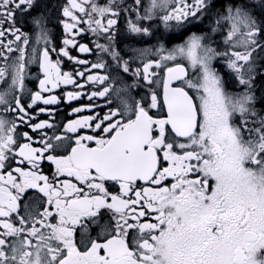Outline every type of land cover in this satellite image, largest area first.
I'll use <instances>...</instances> for the list:
<instances>
[{
  "label": "snow or ice",
  "instance_id": "6c2138e0",
  "mask_svg": "<svg viewBox=\"0 0 264 264\" xmlns=\"http://www.w3.org/2000/svg\"><path fill=\"white\" fill-rule=\"evenodd\" d=\"M35 4L0 0V106L12 114L0 116V264H264V104L255 91L257 75L264 74L258 72L264 68V0L260 12L240 0L218 16L217 25L223 20L229 26L225 51L193 33L171 49L161 44L140 50L135 69L115 46L122 12L135 13L136 21L162 12L165 28L173 21L183 27L210 0H133L131 6L124 0H65L59 55L88 64L66 49L77 46V34L91 32L107 41L96 48L111 57L115 76L93 74L110 67L103 56L84 70L62 71L61 60L50 56L42 15L33 17L38 35L26 60L29 38L17 17ZM136 21L127 22L130 34H151ZM151 55L158 59H146ZM222 56L241 91L230 92L213 68ZM30 63L42 78L25 104L17 93L26 91ZM89 84L102 87L67 91V101L87 95L113 104V93L118 104L102 116L70 120L52 136L43 130L53 123L30 115L38 103H61L55 90L62 85L83 90ZM133 88L147 91L136 99ZM23 124L40 140L21 133ZM81 129L91 134L67 135ZM44 161L54 166L51 178L42 171Z\"/></svg>",
  "mask_w": 264,
  "mask_h": 264
},
{
  "label": "flooded vegetation",
  "instance_id": "af4514ba",
  "mask_svg": "<svg viewBox=\"0 0 264 264\" xmlns=\"http://www.w3.org/2000/svg\"><path fill=\"white\" fill-rule=\"evenodd\" d=\"M98 3L104 4L107 0H97ZM126 4L129 6L132 5L133 0H124ZM149 0H143V3L146 5ZM239 3L240 0H210V6L206 9L203 14H198L199 18H189L192 22L189 23L185 21L183 27H177L175 22H169L171 27L165 28L163 21L160 17L163 15L162 12H159L152 20H143L136 21V14L132 12H122L121 17L116 26L117 32L115 37V46L116 49L121 53L124 59L130 60L132 68L135 69L138 65H140V60L136 58V54L140 50L144 49H156L161 44L164 45L165 48L171 49L176 45L184 43L185 40L188 39L193 33L198 35H205L210 38V43L213 48H216L217 51L223 52L229 48L227 44H225V39L227 36V32L229 30L228 24L221 20L220 24H216V20L218 16L225 13L228 6L232 3ZM65 3V0H36V4L34 7L27 13H20L17 17L19 23L18 27L21 28L23 32L29 38V44L26 47V60L31 56L32 47L35 46L36 37L38 35V28L33 24V17L37 15H42L45 19V26L48 32L50 43L47 45L49 48L50 56L53 61L59 59L61 60V70L65 72H75L76 70H84L90 66L91 63L96 62L99 56H103L104 60L110 67L104 70H92L93 74H111L115 76L116 65L111 61V57L106 54L100 53L99 49L96 48V43H107L106 40L102 38H97L91 32H82L75 36V40L77 42V46H67V51L69 55L76 59L86 60L89 63L80 65L76 64L74 60H69L68 57L59 55V50L61 48H65L63 44V40L66 37V34L63 29V24L61 21L65 19L62 16L61 7ZM244 3L254 4L256 8L254 9L257 12L261 11L260 0H244ZM142 14V10H141ZM131 19L136 21L137 23L143 24L144 27H149L150 35L143 34H130L127 30V22ZM86 29L87 25H83ZM216 28L215 32H212V28ZM9 39H13V37H9ZM83 44L87 46L90 51L89 52H80L78 45ZM45 45L41 43L39 48L42 50ZM56 49V51H52V49ZM15 55V54H13ZM146 59H158L157 56L151 55L146 57ZM227 57L222 56L218 57L213 61V68H215L218 74L224 80L227 89L230 92H238L242 90V86H239L236 79L235 74L228 68L227 66ZM170 64L172 62H169ZM162 71V70H158ZM191 72V69H189ZM259 73H264V68L258 69ZM88 73H86L87 75ZM42 78V73L39 70V67L36 63H30L26 70V78H25V89L26 91L18 95H22L23 102L25 104L30 102L29 94L35 91H39V82L37 77ZM123 77L126 79L128 83H132L134 78L128 76V74H123ZM76 79L80 83H84L83 78L76 77ZM120 82H116V87H119ZM102 86H93L89 84L85 89L81 90L76 88L73 85H62L60 89L55 90V94L61 99V103L56 105H43L42 103H38L36 106L37 111L29 110L30 115H35L38 117V120H49V122L54 124L52 129H45L43 131L47 132L49 136L53 134H62L63 127L62 125L67 124L68 121L80 118L83 116H89L94 114L104 115L108 108L114 107L118 104L116 97L113 93L112 95L113 104L107 103V97L100 98L95 97L93 100H88L87 95H84L80 100H74L68 102L64 93L67 91H82L84 93H90L92 90H97ZM3 90V85H0V91ZM147 89L145 88H133L132 94L136 97V99H140V97L144 96ZM157 91L161 92L162 89H157ZM255 91L256 95L259 98L258 103L264 104V74H258L255 80ZM139 93V95H136ZM45 96L49 95L48 93L44 94ZM92 105L93 107L89 110L86 106ZM45 108L44 113L38 112V108ZM75 107H84L85 110L80 113H73L72 109ZM156 110H153V114H155ZM0 116H8L11 117V113H4L3 106H0ZM37 122V121H33ZM19 131L28 132L30 135L34 137L35 141L40 140L39 132H32L31 129L26 125H20ZM80 134H91L90 129H81L79 133L72 134L69 133L67 135L74 136ZM42 146L38 143H33V147ZM42 171L44 174L49 175L51 178L54 172V166L49 162L44 161L42 165ZM111 191H116L114 186L109 185Z\"/></svg>",
  "mask_w": 264,
  "mask_h": 264
}]
</instances>
